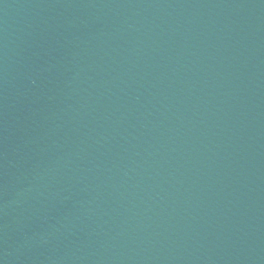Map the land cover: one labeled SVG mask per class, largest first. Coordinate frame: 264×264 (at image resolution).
<instances>
[{"label": "water", "instance_id": "1", "mask_svg": "<svg viewBox=\"0 0 264 264\" xmlns=\"http://www.w3.org/2000/svg\"><path fill=\"white\" fill-rule=\"evenodd\" d=\"M0 264H264V0H0Z\"/></svg>", "mask_w": 264, "mask_h": 264}]
</instances>
